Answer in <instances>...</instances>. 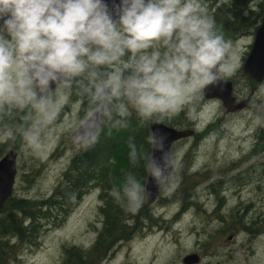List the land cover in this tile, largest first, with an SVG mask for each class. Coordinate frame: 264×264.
<instances>
[{
  "label": "clouds",
  "instance_id": "1",
  "mask_svg": "<svg viewBox=\"0 0 264 264\" xmlns=\"http://www.w3.org/2000/svg\"><path fill=\"white\" fill-rule=\"evenodd\" d=\"M240 66L206 0H0V137L37 157L58 135L91 148L106 129H127L133 114L143 124L191 117L205 90ZM261 97L264 83L249 104H264ZM166 139L153 133L147 147L127 143L132 169L142 167L161 192L179 166ZM109 182L114 202L137 213L148 196L138 173Z\"/></svg>",
  "mask_w": 264,
  "mask_h": 264
},
{
  "label": "rangeland",
  "instance_id": "2",
  "mask_svg": "<svg viewBox=\"0 0 264 264\" xmlns=\"http://www.w3.org/2000/svg\"><path fill=\"white\" fill-rule=\"evenodd\" d=\"M259 1L261 0H255V4ZM253 40L254 35L251 34L249 37L246 36L238 40L235 44L241 54V66L237 74L229 80L233 81L235 86L234 94L239 96L240 100L251 96L252 93L253 95L256 94L259 89L252 91L253 87L244 76L245 73L243 71V53L245 50H248V45ZM258 84L261 85L262 83ZM261 101H264V97H261ZM256 110L258 113L250 106H247L243 110L228 112L221 100L215 98L206 99L202 108L191 116V127L186 128L198 129L196 130L197 132L207 131V133L202 135V139L196 140L188 137L183 141V144L175 145L178 146L177 157L179 163H182L183 168L175 172L173 187L168 192H162L165 198H159L152 204H148L145 201V208L147 210L165 212L167 217L173 215L178 209L177 204L170 203L162 209L159 207L163 206L160 204L169 203L174 196L176 197L174 201L180 198L177 192L181 189L180 181L188 167H190L188 173L191 174L190 176H193V181H201L198 184L200 187L197 191V195L198 193L200 194L201 200H204L206 194L209 193L206 189L207 186L209 187L211 184L216 186L219 185L220 180H227V185L229 186H225L222 183L223 187L220 189L222 195H225V202L221 206V211H228L237 205L238 202L242 203L248 198L264 196V178L261 179L263 193L260 195L242 185L246 182H252L259 177L260 172L258 173L253 168L247 169V167L252 161H263L264 152L261 155L248 158L245 162L240 160V165L237 170L226 173V168L229 163L241 158L248 151V148H252L256 142V135H259L260 130L264 128V108L257 107ZM175 120L167 121H173L175 123ZM61 140L71 148L67 152L65 151L66 153L63 152L56 156L54 150ZM72 149L76 153H80L84 148L74 145L70 136L67 135L55 136L46 146L43 155L39 157L32 154L30 150L20 148L17 155V164L21 171L17 175L14 194L20 197H29L31 195L40 197L50 190H53L62 172L69 163L67 158ZM187 152L189 154L193 153L189 162L186 160ZM33 164L37 168L38 175L33 182L28 183L30 185L27 184V189H25L26 182L22 181L23 174L27 172L26 175H28L30 166ZM238 173L241 179V186L233 188L235 182L231 180V176ZM96 196V194H87L81 203L69 214L65 222L60 225L55 226L58 223H54L53 221H43V223L49 224V228L40 240L41 245L39 247L33 246V248L25 246L19 252L18 258L15 261L21 262L19 264H61L62 260L65 259L67 246L76 245L82 248L86 247L94 234L93 225L97 222L98 218L103 217L102 204ZM214 198V195L206 198L205 201L209 207ZM253 200L256 201L257 199ZM190 211L194 210L191 209ZM2 218L3 215L0 214V219ZM52 233H56L54 239L50 238ZM65 239L68 242L63 244L61 241ZM44 242L45 245L43 247ZM196 247L195 239L188 235H175L168 240H161L159 237L153 236L150 238L147 237L143 241L137 237L136 245L132 249L123 248V252L118 257L119 261L112 264H118L123 261H131L132 264H179L183 254L186 251L194 250ZM54 254L56 255V259L53 260ZM52 260L53 262H51Z\"/></svg>",
  "mask_w": 264,
  "mask_h": 264
},
{
  "label": "flooded vegetation",
  "instance_id": "3",
  "mask_svg": "<svg viewBox=\"0 0 264 264\" xmlns=\"http://www.w3.org/2000/svg\"><path fill=\"white\" fill-rule=\"evenodd\" d=\"M255 89L256 88L253 87L252 91H255ZM252 96L253 93L249 96V98ZM236 97L237 101H239L240 97L237 95ZM249 106L255 110L256 113H258L256 108L254 109L251 105ZM175 126L177 127V125ZM262 129L260 130L259 135H256L257 137L254 146L252 148H248V151L245 152L241 158L229 163L226 168V173L237 170L240 165V160L245 162L248 158L261 155L264 152L263 150L255 153L254 149L258 142H262L264 146V128ZM191 138L199 140L202 139L203 136L200 135V132L196 131L195 135ZM185 139L186 138H183L174 142L172 148L175 145L183 144ZM9 142V138L0 137V159L9 151V148L16 145V143L13 142V146L10 147ZM16 146L18 150H20L21 147L19 148L18 145ZM70 148L71 147L69 145L61 140L59 145L55 148L54 153L57 156L65 151L67 152ZM177 150L178 146L171 149V151L178 156ZM75 154L76 152L72 149L67 158L69 163ZM66 168L64 170H66ZM181 168H183V165L182 163H179L176 171ZM189 168L190 167L185 170V174L180 181L181 189L177 192L180 198L177 201H174L176 198L174 196L169 203L166 202L160 204L163 205L162 207H159L160 209L170 203L177 204L178 209L173 213V215L167 217L165 212H160L159 210L137 212L130 215L127 214V217L124 218L125 231L123 236L117 237V231L115 228H108L109 236L107 251H101L97 254L93 253L90 255V252L94 251L95 247L98 245L105 230V214L103 213V217L98 218L97 222L93 225L94 234L89 240L88 245L83 248L80 247L82 248V253L78 250H74L79 248V246L70 245L66 247L65 259L69 261L67 264H79L82 261H85L86 264H112L119 261L118 257L123 252V248L132 249V247L136 245L137 237L142 241L146 240L147 237L150 238L153 236H157L161 240H168L175 235L191 236L195 239V243L197 245L194 250L186 251L183 254L179 264H264V196H256L251 199L248 198L242 203L238 202L237 205L228 211H221V206L225 202V195H222V191L220 189L223 187L222 183H224L225 186H229L227 185V180L224 179L223 181L220 180L219 185L215 186L214 184H211L206 188L209 192L206 194V198H210V195L215 196L210 206L214 207L210 208L205 201L206 198L201 200L200 194L198 193L197 195L198 188L200 187L198 184L201 183V181H193V176H189L187 174ZM249 168L255 169L258 173L260 172L259 177L252 182H246L242 185L249 190L259 193L260 195L263 193V184L261 179L264 178V160L252 161L247 169ZM20 171L21 169L19 167V172ZM61 178L62 174L53 190H55L58 186ZM231 180L235 182L233 188L241 186L239 173L231 176ZM53 190H50L48 193H45L40 197L48 196ZM91 190L99 191L100 186H93V189L90 188L87 193ZM13 196H15V194H13ZM159 198H165L162 195V192L155 201ZM253 199L257 200L254 201ZM100 203L102 206L104 205V198L102 196ZM191 209L194 211H190ZM56 215L57 213L55 211L40 213L39 224H45L43 223L45 220L53 221L55 223ZM66 219L67 218H64L60 222H57L58 224H55V226L64 223ZM55 234L56 233H52L50 238L54 239ZM43 235L44 234H41L38 239L41 240ZM67 242L68 240L63 241L62 243L65 244ZM43 244H45V242ZM189 255H192L193 259L188 258V260L187 256ZM65 259L62 260L61 264H64ZM118 264H132V262L123 261Z\"/></svg>",
  "mask_w": 264,
  "mask_h": 264
},
{
  "label": "trees",
  "instance_id": "4",
  "mask_svg": "<svg viewBox=\"0 0 264 264\" xmlns=\"http://www.w3.org/2000/svg\"><path fill=\"white\" fill-rule=\"evenodd\" d=\"M206 2L210 14L216 20L218 28L225 34L226 38L233 41L234 45L238 40L246 36L249 37L251 34L254 35L264 19V0L256 4V11L249 10L248 15H245L244 12L248 9L250 0H227V3H224L221 8L218 7V10H216V5L220 3V0H206ZM252 44L253 42L248 45V50H245L243 53L242 60L244 62L249 55ZM244 76L248 79L252 87L259 88L260 85L246 73ZM204 102H206L204 97L197 102L196 111L202 108ZM71 103L70 101V106ZM258 107L264 108V104L258 101ZM191 118L187 115V111H185L174 118L176 119L175 123L167 120L164 122L172 126L181 124L177 125V127H191ZM206 133L207 131L200 132V135L202 136ZM149 134H152L150 123H141L135 114H133L129 120V127L127 129H121L119 131L113 130L111 134H108L106 129L98 143L91 148H84L80 153H76L66 170L63 171L58 186L51 194L46 197L29 196L28 194L27 196L29 197L16 195L10 197L6 202V206L0 211V214L3 215V218L0 219V264H19L21 262H16L15 260L25 246L33 248V246L39 247L41 245L38 238L41 234H45L49 225L47 223L39 224L40 213L55 211L57 213L55 221L60 222L62 219L67 218L74 208L81 203L83 196L90 188L93 189V186H100L99 198L97 197V199L101 201V196L104 198L102 212L105 214V230L101 240L94 251L90 252V255L93 253L97 254L101 251L106 252L108 249V228H115L117 231L116 236L122 237L125 231L124 218L127 217V214H131L125 213L109 195V189L111 187L109 178L115 177L118 180H122L123 172L132 170L137 172L142 183L146 184L147 178L145 177L143 168L132 169L128 161L127 143L129 138H132L137 146L144 144L147 147L145 142ZM13 142L10 139V147L13 146ZM15 143L19 148L21 147L19 140L15 141ZM258 144L254 148L255 153L264 150L263 143L258 142ZM192 155L193 153L186 155L188 162L192 158ZM26 174L27 172L23 174L22 178V181L26 182L25 189L30 185L28 183L33 182L38 175L35 164L30 166V172H28V175ZM187 174L189 176L191 175L188 172ZM69 192L77 194L75 203L69 201ZM145 206L146 203L143 204L138 212L149 211ZM66 240H62L61 242ZM74 250L82 253V248L80 247ZM68 262L67 259L64 260V264ZM79 264H86V262L82 261Z\"/></svg>",
  "mask_w": 264,
  "mask_h": 264
},
{
  "label": "water",
  "instance_id": "5",
  "mask_svg": "<svg viewBox=\"0 0 264 264\" xmlns=\"http://www.w3.org/2000/svg\"><path fill=\"white\" fill-rule=\"evenodd\" d=\"M243 71L257 83L264 82V19L255 32L252 47L243 65ZM234 89L235 86L233 81L226 80L218 86L208 87L205 90L204 98H215L221 100L228 112L243 110L250 105V98L247 97L237 101ZM150 128L152 134L159 133L167 138L166 146L170 149H172L174 142L177 140L192 137L196 133V130L193 128H178L165 122L160 124L150 123ZM18 153L19 150L17 146L14 145L0 159V211L4 208L10 197L13 196L16 188L15 182L19 173V167L17 164ZM157 155H159V153H157ZM145 188L148 193L146 200L148 204H152L157 199L161 191H159L149 180H147ZM188 258H192V255L187 256V259Z\"/></svg>",
  "mask_w": 264,
  "mask_h": 264
}]
</instances>
